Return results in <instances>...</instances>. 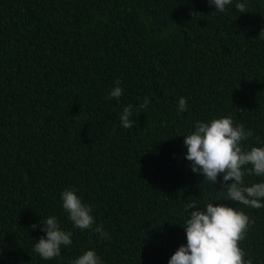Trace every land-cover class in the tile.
<instances>
[{"label":"trees","instance_id":"1","mask_svg":"<svg viewBox=\"0 0 264 264\" xmlns=\"http://www.w3.org/2000/svg\"><path fill=\"white\" fill-rule=\"evenodd\" d=\"M240 2L0 0V264H70L90 248L105 264H167L187 200L237 207L192 173L183 135L230 115L248 145L264 142V0ZM127 104L143 107L123 128ZM73 186L110 238L67 221L59 194ZM239 207L252 220L240 246L264 264V208ZM48 215L73 243L45 261L30 225Z\"/></svg>","mask_w":264,"mask_h":264},{"label":"clouds","instance_id":"2","mask_svg":"<svg viewBox=\"0 0 264 264\" xmlns=\"http://www.w3.org/2000/svg\"><path fill=\"white\" fill-rule=\"evenodd\" d=\"M234 0H208L215 11L223 13ZM235 8L244 13L245 4L235 0ZM123 88L117 80L108 90L106 100L122 96ZM137 107L127 104L119 115L123 128H130L131 119ZM177 114L188 110L186 98H178ZM252 135L243 124L230 115H222L208 121L197 120L187 134L183 135L186 152L183 157L189 161L193 174L203 175L204 181L215 185L218 180L225 199L236 202L237 207L224 203H201L199 199L187 200L183 206L185 218L180 225L184 228L186 243L181 244L170 256L167 264H253L246 251L240 246L252 220L239 207L264 208V142L248 145ZM246 176L260 179L246 183ZM230 182V183H229ZM61 208L72 228L89 230L98 239L110 238L103 225L97 224L93 206L85 202L78 189L64 188L60 194ZM191 210V211H190ZM31 230L44 233L32 245L33 253L42 260L62 257V249L72 245L73 232L66 230L56 215L41 218L30 225ZM2 255V253H0ZM70 264H105L95 249H85L71 259Z\"/></svg>","mask_w":264,"mask_h":264}]
</instances>
